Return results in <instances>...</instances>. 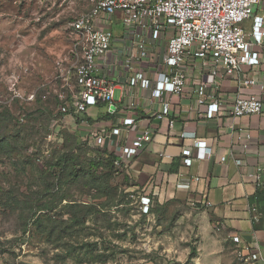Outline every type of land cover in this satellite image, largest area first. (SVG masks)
I'll list each match as a JSON object with an SVG mask.
<instances>
[{
	"label": "rangeland",
	"instance_id": "rangeland-1",
	"mask_svg": "<svg viewBox=\"0 0 264 264\" xmlns=\"http://www.w3.org/2000/svg\"><path fill=\"white\" fill-rule=\"evenodd\" d=\"M89 7L88 0H0V264H203L206 255L204 264H242L235 244L200 254L213 242L205 228L200 235L194 206L151 197L153 211L142 214L134 173L111 168L103 148L59 113L57 75L78 57L70 22ZM113 27L117 46L122 31L136 33ZM11 80L36 100L12 98ZM105 108L95 107L96 116Z\"/></svg>",
	"mask_w": 264,
	"mask_h": 264
},
{
	"label": "built area",
	"instance_id": "built-area-1",
	"mask_svg": "<svg viewBox=\"0 0 264 264\" xmlns=\"http://www.w3.org/2000/svg\"><path fill=\"white\" fill-rule=\"evenodd\" d=\"M261 1L88 0L89 9L70 22L76 35L78 57L57 75V80L62 81L56 91L61 102L59 112L81 133L84 141L106 148L115 155V166L126 170L141 149L153 140V130L149 126L131 136L140 116L138 110L142 107L140 100L145 91H150V99L158 102L152 117L166 120L171 131L177 129L175 120H191L184 114L189 106L183 105L181 100L192 97L199 107H205L198 109V120L213 119L218 115L262 114L264 99L256 94L239 92L230 98L220 92L225 78H237L244 88L258 84L257 78L246 71L245 66L258 68L264 63V14H254L255 6ZM250 18L252 26L246 29L243 22ZM116 22L136 31L132 35L122 31L119 48L114 47L117 39L113 26ZM146 63L155 67L154 77L137 69ZM197 66L202 67L210 78L195 77ZM118 69L126 72L122 89V101L126 100V103L121 106L115 100L114 75ZM11 81L12 98L36 99L35 91L25 96L16 87V80ZM101 106L106 107V116L118 120L116 125L89 121V110ZM180 134L193 139L198 158L211 157L212 148L206 139L197 137L195 125L184 122ZM251 139L250 132L237 134L244 150ZM181 154L184 164L191 166V148H183ZM229 155L237 165L244 163L235 157L234 151ZM229 155H222L221 161H226ZM248 175L257 188H264V165L257 166ZM151 205L149 195L140 196L142 214H150ZM252 211L253 221L258 222L261 212L255 206ZM232 239L242 264L264 263L259 246L244 241L238 234Z\"/></svg>",
	"mask_w": 264,
	"mask_h": 264
},
{
	"label": "crops",
	"instance_id": "crops-1",
	"mask_svg": "<svg viewBox=\"0 0 264 264\" xmlns=\"http://www.w3.org/2000/svg\"><path fill=\"white\" fill-rule=\"evenodd\" d=\"M254 14H264V0L255 6ZM252 23L250 18L243 22V26L250 29ZM119 45L121 46V42ZM120 46L114 43L115 48ZM137 69L144 70L149 77L155 75V67L150 64H141V68ZM245 70L251 75L254 74L258 80L257 85L244 88L237 78L230 77L222 80L220 92L230 98L240 92L244 95L256 94L264 99L262 88L264 63L258 68L245 66ZM125 76L126 72L121 69L114 75L116 91L119 90L118 97L115 94V100L120 106L126 103V100L122 101ZM194 76L203 80L210 78L200 66L196 67ZM174 99L178 101V98ZM140 101L142 105L138 110L140 116L136 120L135 130L131 131V136L149 126L153 130V140L146 144L130 163L129 169L134 173L137 186H141L145 195L159 203L176 200L199 210V233L204 237L205 228L213 242L204 249L201 245L200 254L225 252L227 244L228 247L235 244L232 237L236 234L246 242L255 243L264 254V200L255 205L261 212V217L260 222L254 223L253 207L249 198L255 196L258 188L248 175L257 166L264 165V112L240 117L218 115L213 119L198 120L196 118L198 109L205 107H199L195 97L182 99L181 103L189 106L184 110V114L191 120H175L177 129L171 131L166 120H155L152 117L158 102L150 99V91H145ZM95 113V107L89 110L87 114L89 121L107 125L118 123V120H111L112 117L106 116L105 110L102 112L103 115L96 116ZM184 122L195 125L197 137L207 140L212 148L210 158H198L193 139L181 136L180 130ZM239 132L252 134L249 146L245 150L237 140ZM186 147L192 150L191 166L183 162L184 156L181 152ZM230 151H234L235 157L241 158L244 163L237 165L234 158L229 155ZM161 153L165 156H161ZM222 155L229 157L223 162ZM213 227H217V231L213 232ZM209 257L212 258V255L201 256L203 264Z\"/></svg>",
	"mask_w": 264,
	"mask_h": 264
},
{
	"label": "trees",
	"instance_id": "trees-1",
	"mask_svg": "<svg viewBox=\"0 0 264 264\" xmlns=\"http://www.w3.org/2000/svg\"><path fill=\"white\" fill-rule=\"evenodd\" d=\"M43 95H46V98H44L43 97ZM48 95H51L50 94V92L48 91V94H47V92H45L44 94H42V98H44V99H47V97H48ZM54 99H55V104H56V106L57 107H59V105H60V100H59V98H58V96H57V94L55 93L54 94ZM36 100V99H35ZM34 100V101H35ZM60 113V112H59ZM61 116H62V114H61ZM75 136V135H74ZM73 136V137H74ZM75 138V137H74ZM85 142H87V141H85ZM88 143V142H87ZM101 153L106 157L105 159H106V161L108 162V165L109 166H111V168H115L116 170H120V171H125L126 169L125 168H117L116 166H115V159H116V157H115V155L113 154V153H110L106 148H104V149H102V151H101ZM66 156H63V157H61L60 158V161L58 162V165L60 166V168L61 169H66V168H68L69 167V165H67V164H70V162H69V159H66L65 158ZM152 199V198H151ZM264 200V189L263 188H258V190H257V192H256V194H255V196H252V197H250L249 198V201H250V205H251V207H254L257 203H259V202H261V201H263ZM176 200H170V201H168V202H175ZM167 202V203H168ZM153 210H152V208H151V212H152ZM258 222H260V220L258 221ZM40 223V222H39ZM254 223H257V222H255L254 221ZM257 225V224H256ZM196 250H192V252H191V256H190V261L196 256Z\"/></svg>",
	"mask_w": 264,
	"mask_h": 264
}]
</instances>
